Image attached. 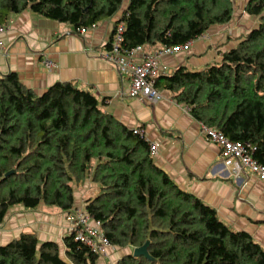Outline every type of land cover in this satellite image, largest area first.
<instances>
[{"label": "trees", "instance_id": "obj_1", "mask_svg": "<svg viewBox=\"0 0 264 264\" xmlns=\"http://www.w3.org/2000/svg\"><path fill=\"white\" fill-rule=\"evenodd\" d=\"M123 0H0V24L27 9L75 28L117 14ZM235 0H129L123 45H185L234 14ZM257 25L201 70L181 66L157 78L200 122L250 145L264 164V0H248ZM12 171V172H11ZM10 172V174H8ZM99 192L86 210L117 247H139L117 264H264V247L232 229L217 211L179 187L151 155L150 141L128 128L88 88L58 81L42 93L17 72L0 75V221L9 208L40 204L71 211L76 187ZM40 242L24 232L0 246V264H96L100 255L76 239Z\"/></svg>", "mask_w": 264, "mask_h": 264}, {"label": "crops", "instance_id": "obj_2", "mask_svg": "<svg viewBox=\"0 0 264 264\" xmlns=\"http://www.w3.org/2000/svg\"><path fill=\"white\" fill-rule=\"evenodd\" d=\"M128 3L123 0L117 14L85 35L75 33L69 23L29 9L11 15L7 30L0 33L4 45L0 50V75L17 72L27 86L39 93L58 81H73L92 90L108 113L128 128H141L150 142L158 144L154 161L179 187L214 208L232 229L247 231L264 247V181L254 174L235 178L221 158L219 146L202 133V122L187 110L186 104L177 102L170 90L159 86L162 98L153 104L130 97L126 94L129 79L121 77L112 63L99 56L108 48ZM242 11L246 13L244 8ZM239 14L237 10L230 22L213 26L179 52L163 56L166 69L162 75L172 74L181 66L201 70L220 62L222 54L257 25L258 21L247 26ZM159 48L143 46L135 56L140 60L143 52L153 53ZM46 59L56 62L57 67H45ZM83 185L76 187L75 206H85L87 198L99 192L91 180ZM68 224L67 211L58 208L44 204L35 208L13 206L0 227V246L31 232L41 243L58 242L64 252ZM133 249L112 245L96 264H117Z\"/></svg>", "mask_w": 264, "mask_h": 264}, {"label": "built area", "instance_id": "obj_3", "mask_svg": "<svg viewBox=\"0 0 264 264\" xmlns=\"http://www.w3.org/2000/svg\"><path fill=\"white\" fill-rule=\"evenodd\" d=\"M97 25L77 27L74 28V31L80 35H85ZM125 29L124 21L116 23L108 48L101 51L99 56L112 63L121 77L129 79L130 86L126 92L128 96L153 104L162 98V91L157 86V78L166 69V66L162 64L163 56L179 52L192 41L185 45H163L153 53L143 52L142 58L139 60L135 54L141 51L143 46L126 48L123 45ZM6 30L7 25L0 24V33ZM3 46V42L0 40V50ZM44 66L55 68L57 63L46 59ZM187 110L190 112L188 106ZM201 126L202 133L219 146L221 158L229 165L230 172L235 178H241L244 174H254L264 181V164L253 157L248 143L231 140L223 131L204 123ZM135 131L146 137L141 128H135ZM150 151L151 155L155 156L158 151V144L150 142ZM68 221V234H74L76 239L81 240L99 255L106 254L107 249L112 246L111 241L103 231L101 221L93 218L85 206H74L68 213ZM1 225L2 222L0 221V227Z\"/></svg>", "mask_w": 264, "mask_h": 264}, {"label": "rangeland", "instance_id": "obj_4", "mask_svg": "<svg viewBox=\"0 0 264 264\" xmlns=\"http://www.w3.org/2000/svg\"><path fill=\"white\" fill-rule=\"evenodd\" d=\"M245 1L246 0H235V6H234V14H233V17L235 16V14L237 13V10H240V14H239V19L241 20V22H243V23H245V24H247V26H250L251 24H253V23H255V22H257V20H258V17L257 16H252V15H248V14H246V13H243V8L245 9V6H243V3H245ZM246 5V4H245ZM242 16H244L245 17V19L242 17ZM232 17V18H233ZM247 18V19H246ZM82 185H83V183H79L78 184V186L79 187H81V188H83L82 187ZM84 186V185H83ZM77 190V189H76ZM82 206H84V205H82ZM68 213L69 212H67V218H68Z\"/></svg>", "mask_w": 264, "mask_h": 264}, {"label": "water", "instance_id": "obj_5", "mask_svg": "<svg viewBox=\"0 0 264 264\" xmlns=\"http://www.w3.org/2000/svg\"><path fill=\"white\" fill-rule=\"evenodd\" d=\"M8 174H10V172ZM149 245H150V240H147V242L144 245L139 246V247H135L133 249V253L132 254L134 256H145L148 259L154 261L155 258L149 252Z\"/></svg>", "mask_w": 264, "mask_h": 264}]
</instances>
